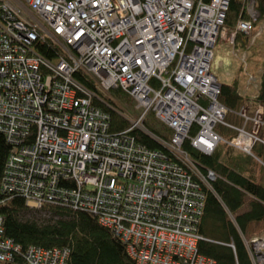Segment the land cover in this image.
I'll return each mask as SVG.
<instances>
[{
  "label": "built area",
  "instance_id": "built-area-1",
  "mask_svg": "<svg viewBox=\"0 0 264 264\" xmlns=\"http://www.w3.org/2000/svg\"><path fill=\"white\" fill-rule=\"evenodd\" d=\"M231 2L0 0V136L10 147L0 202L20 194L34 211L48 203L86 209L121 238L135 264H217L197 250L203 185L216 176L203 174L184 146L212 155L226 143L250 153L261 141L259 131L226 121L230 110L219 101L221 85L211 71L216 46H235L237 35H251L257 21L252 0H241L240 18L228 30ZM106 13L112 24L102 18ZM129 19L141 24L136 35L145 30L150 45L137 47L143 39L131 37ZM42 41L59 49L56 60L36 52ZM111 89L140 113L117 134L111 107L97 92ZM262 108L253 120L257 127ZM149 113L168 125L170 138L153 137L170 152L138 141L135 131ZM218 125L239 136L223 139ZM73 182L77 188L69 187ZM69 259L68 249L24 248L6 237L0 214V264Z\"/></svg>",
  "mask_w": 264,
  "mask_h": 264
},
{
  "label": "trees",
  "instance_id": "trees-1",
  "mask_svg": "<svg viewBox=\"0 0 264 264\" xmlns=\"http://www.w3.org/2000/svg\"><path fill=\"white\" fill-rule=\"evenodd\" d=\"M252 3L257 15L252 32L254 34L258 32L257 26L264 23V0H252ZM241 13V0H232L226 18L228 29L234 31ZM238 40L244 44L241 45L243 50L247 49V43H251L249 36L242 34L238 35ZM35 50L50 60H56L59 53L58 48L48 41L36 42ZM78 78L96 90L92 82L80 76ZM113 93L121 95L118 91ZM219 101L231 111L240 112L245 99L238 93L235 83L222 85ZM254 101L255 107L258 104L264 107V76L260 94ZM108 110L112 118L111 132L117 134L129 127V123L122 116L111 109ZM228 120L230 121L229 118L227 122ZM144 125L157 136L167 138L172 134L169 130H160L152 121H145ZM159 130L166 132L167 136ZM216 132L225 140L237 134L222 125L217 126ZM135 135L138 141L148 148L165 151L159 142L142 131L136 130ZM184 148L203 174L212 171L216 175L210 186L203 185L205 208L197 225V232L204 240L198 243L199 253L217 264H254L245 240L264 235V185L258 182L257 175L253 174L258 168L262 170L264 167L262 162H259L264 159V145L256 142L252 156L238 150L236 151L239 153L236 154L235 149L226 143L220 144L210 156L194 150L189 142ZM9 150L4 137L0 136V201L5 198L1 190V177ZM69 187L73 188V184ZM34 212L19 195H12L5 204L0 202V214L5 218V236L24 248L37 246L43 249H68V264H135L121 238L109 228L100 225L97 217L89 212L73 210L56 203H48L41 210V213L50 215L48 219L41 218Z\"/></svg>",
  "mask_w": 264,
  "mask_h": 264
},
{
  "label": "rangeland",
  "instance_id": "rangeland-1",
  "mask_svg": "<svg viewBox=\"0 0 264 264\" xmlns=\"http://www.w3.org/2000/svg\"><path fill=\"white\" fill-rule=\"evenodd\" d=\"M252 6H254V4L253 3H250L249 4V7H252ZM257 28L259 29H257V31L258 32H256V33H252L251 35H249V38H250V41H252L251 42V44H250V46H253V48L257 51V53L258 54H262L263 53V51H264V33H263V30H264V23H260L258 26H257ZM228 29V28H227ZM228 30H230V29H228ZM259 31H260V35H257L258 33H259ZM240 34V33H239ZM238 34V35H239ZM238 35H237V38H236V41H238ZM247 47H248V45H246ZM233 46L232 45H229V44H226V42H224V43H219L217 46H216V48H215V52H216V56L218 55L220 58H226V57H228L229 56V58H230V61H231V59L233 58V59H235V60H237V61H239V63H240V61H241V63L243 64V66H244V70H245V68L247 69V61H246V59H247V53H237V54H239V59H238V57H236L235 55H234V53H233ZM59 50V49H58ZM227 52V54L228 55H226L225 53ZM59 53H60V51H59ZM59 53H58V55H59ZM230 53V54H229ZM246 56V59L245 60H243L242 59V57L243 56ZM228 62V61H227ZM226 62V64H227V66L226 67H230V65H229V62L227 63ZM254 82V79H251V82H249V79H248V83L249 84H252ZM221 85V84H220ZM221 89H222V85H221ZM98 92V95L102 98V99H104L103 101L106 103V105H109L108 107H111V110L112 111H115V112H117L120 116H122L129 124H134L135 122H137L138 120H139V116H140V113L139 112H137V111H135L134 110V106H133V104H132V101L130 100V98H128V97H126V96H124L123 95V93H121V95L118 93V94H114V93H103V92H99V91H97ZM249 95V94H248ZM248 95H246V97L248 96ZM245 97V98H246ZM260 108H262L261 107V105L258 107V109L256 110V113H255V115L252 117V116H250L249 114H248V110H247V108H244V111H240L239 113H237V115H239V116H241L245 121H246V118L245 117H243L242 115H244V114H246V117L248 118V121H246V122H253V124H254V126H253V129H254V131L256 130V131H259V133H258V135L260 136V132H262V130H263V127H264V107L262 108V110H263V113H262V119H261V124H260V126L259 127H257V125H256V123H254V118L257 116V114H258V112H259V110H260ZM134 120V121H133ZM144 121H152V122H155V124L159 127V129L160 130H162V131H164V130H169L164 124H162L161 122H159V121H157L154 117H153V115H151V116H149V117H147V119H145ZM238 122V121H237ZM145 122L143 123V125H141V131L143 132V133H145V134H147V135H154L153 133H151L149 130H147L146 129V127H145ZM37 124H35V127H37L36 126ZM252 129V130H253ZM159 130V131H160ZM162 131H160L161 133H163V135H165V136H167L166 134V132H162ZM170 131V130H169ZM234 132H236L235 130H234ZM166 133V134H165ZM155 136V135H154ZM171 136V135H170ZM239 136V134H236L235 136H234V138H236V137H238ZM167 138H170L169 136H167ZM232 139V138H231ZM231 139H229V140H231ZM163 147V149L165 150L164 152H170V150L167 148V147H165V146H162ZM232 147V146H231ZM225 148V147H224ZM235 149V150H234ZM233 150L235 151V153L236 154H238L239 152L238 151H236L237 149L236 148H234ZM253 149V148H252ZM201 153V152H200ZM245 153V152H244ZM203 154V153H202ZM246 154L247 155H253V153H252V150H251V152L250 153H247L246 152ZM206 155V154H205ZM207 156H210V155H207ZM29 165H31V164H29ZM28 169H31V166L28 168ZM30 171L31 170H28V173H30ZM34 173H38L39 174V170L38 169H36L35 171H34ZM38 174H36V175H38ZM216 176V175H215ZM2 178V177H1ZM73 184V188H77L78 187V185L75 183V182H73L72 183ZM17 195H19V196H21L20 194H17ZM57 199H59V198H57ZM64 200H68V199H66V198H64ZM63 200V201H64ZM29 208V207H28ZM30 209V208H29ZM85 212H88L86 209H83ZM31 211H32V209H31ZM33 212H34V210H33ZM34 213H37L38 215H40L39 217H41V218H46V219H48L49 217H50V215L49 214H44V213H41V211H38V212H34ZM31 214H32V212H31ZM34 216H36L35 214H33ZM31 217H32V215H31ZM31 217H28V218H31ZM36 217H38V216H36ZM38 217V218H39ZM41 218H39V219H41ZM97 220H98V218H97ZM98 222H99V220H98ZM125 223H127V224H130V222L129 221H124ZM99 224L101 225V223L99 222ZM119 237V236H118ZM204 239H203V237H199V240H198V243H199V241H203ZM262 242H264V235L262 234V235H260L259 237L257 236H255L253 239H249V240H245V245H246V247H247V250H249L248 252L250 253V256L252 257V258H254L253 256H252V254H251V252L253 253V255H255L256 256V258L254 259V261H253V263L254 264H264V260L262 261L261 259H258V257H260L261 255H262V257H263V259H264V253L263 254H261L259 251H258V249L259 250H262L263 252H264V248H263V246H261V244H262ZM256 244V245H255ZM258 248V249H257ZM197 250H198V253H199V249H198V245H197Z\"/></svg>",
  "mask_w": 264,
  "mask_h": 264
},
{
  "label": "crops",
  "instance_id": "crops-1",
  "mask_svg": "<svg viewBox=\"0 0 264 264\" xmlns=\"http://www.w3.org/2000/svg\"><path fill=\"white\" fill-rule=\"evenodd\" d=\"M250 44L251 43H247L248 47L246 50H243V47H241V45L244 44L240 40H238L236 45L233 46V53L236 57H238V59L241 52L247 53V69L245 68L244 70V66L241 61L239 63V61L233 58L230 61L229 56L226 58H220L218 55L216 56V52L214 51L211 71L221 85L237 84L238 93L245 99V102L243 103L244 107H242L240 111H242L244 108H247L248 114L253 117L256 113V110L260 106L258 104L257 107H255L256 102L254 100L257 99L258 95L260 94L262 77L264 76V51L262 54H258L253 46H250ZM225 54L228 55L227 52ZM227 61L229 62L230 67H226ZM249 76H252L254 79L252 84L248 83ZM246 95L248 96L246 97ZM238 112L239 111L232 110V112L228 114L227 118L230 119V121L228 120V123L237 128H244L246 131L251 132L254 126L253 122H246L241 116L237 115ZM232 132H234V130H232ZM259 138L261 139L259 142L264 145V127L262 132H260ZM259 162H262L261 165L264 166V159ZM258 169L259 170H255L253 174L255 176L257 175L258 182L264 185V167L262 170H260V168ZM231 247L234 248L233 246Z\"/></svg>",
  "mask_w": 264,
  "mask_h": 264
},
{
  "label": "bare ground",
  "instance_id": "bare-ground-1",
  "mask_svg": "<svg viewBox=\"0 0 264 264\" xmlns=\"http://www.w3.org/2000/svg\"><path fill=\"white\" fill-rule=\"evenodd\" d=\"M230 5H231V3L229 4V6H228V11H229V8H230ZM107 7V6H106ZM56 8L57 9H59V6H56ZM107 9H108V7H107ZM44 10V9H43ZM43 14H44V12H43ZM44 17H45V15H44ZM105 18L107 21H106V24L107 25H109V24H112V21H111V18H110V16L108 15V13H106L105 15H102V18ZM54 24H56V23H54ZM125 24L128 26V24H130V25H132L133 26V29L131 30V32L133 33V36L131 35V37L132 38H134L135 39V42H137V39L138 38H140V40H142V41H139V43H138V45H137V47H139L140 46V44L141 43H144V44H146V42L148 43V45H150L151 44V41H149L148 40V38H147V40L145 39L146 37H148L149 35L146 33V31L145 30H140V32H139V34H138V36H140V37H137V35H136V29H137V26H140L141 24L140 23H137V21H135V20H132V19H129L128 20V24L126 23V20H125ZM55 26H57V25H55ZM59 27V26H58ZM128 32L131 34V32L128 30ZM71 33V32H70ZM143 37V38H142ZM158 42H161V40H158ZM154 57V55L151 57V58H153ZM111 84H110V82H108V84H107V87L108 86H110ZM115 91H118V90H116V89H111L110 90V93H113V92H115ZM108 109H111V108H108ZM229 109V108H228ZM230 110V109H229ZM232 111L230 110V112L229 113H231ZM239 113V112H238ZM152 114L151 113H149V114H147L145 117H144V119H143V123L145 122L144 120L145 119H147V117H149V116H151ZM228 116V115H227ZM154 117V116H153ZM155 118V117H154ZM226 121H227V117H226ZM162 124H164L166 127H168V125L167 124H165L164 122H161ZM225 127V126H224ZM215 130L217 129V127H215L214 128ZM172 130V129H171ZM171 132V131H170ZM172 132L174 133V130H172ZM148 136H150V135H148ZM151 138H153L155 141H157V139L155 138V137H161V136H157V135H155V137H153V136H150ZM158 142V141H157ZM196 164V166H198V164L197 163H195ZM256 245V244H255ZM261 246H263V248H264V242H262V244H261ZM258 249V248H257ZM258 251L261 253V254H263L264 252L262 251V250H259L258 249ZM258 259H261L262 261L264 260L263 259V257H262V255L260 256V257H258ZM253 260H254V258H253Z\"/></svg>",
  "mask_w": 264,
  "mask_h": 264
}]
</instances>
